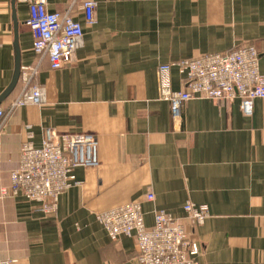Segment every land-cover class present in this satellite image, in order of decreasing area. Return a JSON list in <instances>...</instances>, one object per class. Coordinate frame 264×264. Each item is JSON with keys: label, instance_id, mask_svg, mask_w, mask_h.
<instances>
[{"label": "crops", "instance_id": "0c3cea01", "mask_svg": "<svg viewBox=\"0 0 264 264\" xmlns=\"http://www.w3.org/2000/svg\"><path fill=\"white\" fill-rule=\"evenodd\" d=\"M83 1L48 0L84 31L76 60L53 69L33 49L28 6L0 0V95L18 65L37 71L28 81L20 74L0 103V264H134L136 237L114 241L96 218L131 201L143 203L148 227L154 210L182 222L199 264H264V98L252 115L239 98L191 99L176 124L159 74L172 64L171 87L183 90L176 62L252 44L264 75V0H94L93 24ZM35 84L46 101L13 106ZM51 130L95 134L100 164L78 168L82 185L44 214L13 194L11 171L29 131L39 145ZM188 203L208 208L204 223L192 224Z\"/></svg>", "mask_w": 264, "mask_h": 264}, {"label": "built area", "instance_id": "2783aa9c", "mask_svg": "<svg viewBox=\"0 0 264 264\" xmlns=\"http://www.w3.org/2000/svg\"><path fill=\"white\" fill-rule=\"evenodd\" d=\"M18 2L29 8L27 25L34 36V51L47 56L53 69L73 63L82 44V24L70 13L49 11L48 0ZM96 5L94 0L83 1L84 14L90 24L95 22ZM259 62L260 53L252 44L176 62L186 80L183 90L171 87L172 64L160 65L161 95L171 103L174 122L182 121L185 103L195 98H239L243 113L252 115L256 99L264 98V75ZM36 72L33 67H25L21 75L28 81ZM45 101L44 87L35 84L24 91L13 106L41 105ZM4 113L0 106V119ZM27 128L30 129V125ZM2 133L0 131V135ZM99 164V141L95 134L51 130L38 145L29 131L21 147L19 166L11 171V189L13 194H22L37 202L40 212L53 213L57 211L62 193L82 185L77 169L94 170ZM6 192L3 189V193ZM146 199L153 201L154 193L148 192ZM186 210L192 224H202L209 216L205 206L188 203ZM145 215L143 203L131 201L101 211L96 218L114 241L122 235L136 237L138 255L134 264H199V244L189 239L182 222L165 210H154V226L148 227Z\"/></svg>", "mask_w": 264, "mask_h": 264}, {"label": "water", "instance_id": "95a60500", "mask_svg": "<svg viewBox=\"0 0 264 264\" xmlns=\"http://www.w3.org/2000/svg\"><path fill=\"white\" fill-rule=\"evenodd\" d=\"M20 74H21V69H20V65L17 66L13 80L11 82V84L7 87V89L0 95V103L2 102L3 99H5L10 93L11 91L15 88L19 78H20Z\"/></svg>", "mask_w": 264, "mask_h": 264}]
</instances>
